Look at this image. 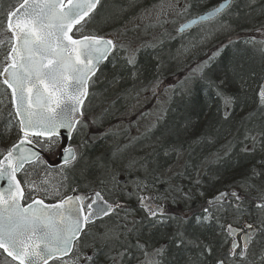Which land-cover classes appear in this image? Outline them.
I'll return each mask as SVG.
<instances>
[{"label":"trees","instance_id":"trees-1","mask_svg":"<svg viewBox=\"0 0 264 264\" xmlns=\"http://www.w3.org/2000/svg\"><path fill=\"white\" fill-rule=\"evenodd\" d=\"M139 1L106 0L101 8H106L103 23L96 22L92 32L114 31L109 30L110 24L122 19ZM213 2L216 0H193L190 6L202 12ZM234 4L220 20L229 28V34L209 47L204 56L196 54L187 60L178 72L171 71L176 62L174 51L178 49L174 42L168 44L164 39L157 45L164 46L138 51L135 66L117 59L113 61L117 69L124 65L119 71L110 69L107 63L98 71L100 84L107 83L109 92L118 90L114 94L118 97L139 87V83L182 77L181 81L192 76L195 66L202 65L200 76L192 79L189 95H178L177 91L161 123L144 135L142 144L146 146L130 152L131 149L102 146L106 137L95 143L86 139L92 144H86L80 161L73 169L65 168V184L79 191L111 188L121 166L139 170V177H146L145 193L161 197L170 206L162 222L153 223L136 203L129 202L130 211L124 206L122 212L98 223L99 228L92 226L89 242L94 257L90 264H103L97 261L111 246L122 256L121 264H139L142 258H131L144 247H160L156 264H218L220 260L224 264H264V224L258 218L259 214L264 217V207H258L264 205V110L256 100L257 88L264 80V0H236ZM192 39L182 58L199 44V35ZM228 92H232L234 104L226 114L227 107L220 110L217 102ZM177 101L183 108H173ZM200 122H205L206 130L198 125ZM13 124L16 128L17 124ZM219 142L222 144L216 146ZM178 154L185 160L182 174L166 180L154 176ZM111 160L110 165H104ZM17 178L22 182L21 176ZM232 187L241 194L238 200L204 212L207 198ZM235 214L241 219L232 220ZM245 220L257 229L256 236L243 260L238 255L232 258L222 226L239 225ZM101 224L107 226L103 229Z\"/></svg>","mask_w":264,"mask_h":264},{"label":"snow or ice","instance_id":"snow-or-ice-1","mask_svg":"<svg viewBox=\"0 0 264 264\" xmlns=\"http://www.w3.org/2000/svg\"><path fill=\"white\" fill-rule=\"evenodd\" d=\"M99 2L23 0L7 16V31L14 42L0 76L11 89L21 135L18 143L0 159V181L7 183L0 191V249L18 264H49L51 260L75 255L73 248L93 217L108 216L115 208L122 207L119 203H108L99 191L87 198L67 196L52 205L34 200L22 206L24 191L17 178L25 164L41 161L40 153L33 151L36 145L55 144L61 130L71 135L83 123L82 109L88 96V82L95 75L99 62L107 58L115 45L110 39L94 35L74 37L72 33ZM225 7L221 4L200 20L211 19ZM258 95L264 102V87ZM230 100L225 97L226 103ZM64 152L65 164L76 159L73 150L65 149ZM137 187H146V184L141 181ZM229 196H236V193L221 192L215 202L227 203ZM86 199L91 203L85 205ZM139 199L146 203L144 197ZM157 211H160L159 206L148 207L152 217H156ZM208 211V208L204 209V212ZM222 227L229 236L235 232L231 224ZM248 228L254 226L249 224ZM252 239L249 232L246 235L248 242L243 246L233 242L230 255H238L243 260ZM208 251L210 253L211 249ZM218 264H224V261L220 260Z\"/></svg>","mask_w":264,"mask_h":264},{"label":"rangeland","instance_id":"rangeland-1","mask_svg":"<svg viewBox=\"0 0 264 264\" xmlns=\"http://www.w3.org/2000/svg\"><path fill=\"white\" fill-rule=\"evenodd\" d=\"M20 1L21 0H0V70L4 67L6 63L5 57L11 49V38L6 31L5 19L2 20V17L4 14L6 17L7 13L19 4ZM191 1L192 0H157V2L149 3V0H141L142 3L139 1L122 19L114 23L116 24L114 28L109 29L114 31L104 34H95L92 32L96 27L95 23L98 21H101V25L103 23V16L106 12V8H103L99 16L94 19L91 17L84 21L79 31H77V34L107 36V38L110 37L116 40L118 42V47L115 51V55L106 62L110 69H116V71H119L124 65H119L117 62L119 65L117 69L113 61L122 59L129 66H135L138 51L144 47L145 50L157 49L162 45L157 46L163 39L166 40L168 44L174 42L178 50L174 51L176 62L171 65V71L178 72L187 60L197 55L204 56L209 50V47L214 46L216 42L225 37L221 34V32H224V26L221 25L222 23L217 24L220 20L214 25H203L202 27H198L190 34L177 35V27L187 19V16H189L191 12L196 11L189 7ZM107 8H109V6ZM101 15L102 18H100ZM114 24L110 25L112 26ZM194 35H199L200 38L198 39L199 45L195 48L197 50L194 49L191 54L188 53L189 55L187 57L182 58L181 56L184 52L189 49L188 46L191 44ZM209 40H211V43L208 42ZM262 42L264 46V39ZM199 46H202V49H198ZM129 60H133V62L129 63ZM201 70L202 65L195 66L193 73H191L192 76L183 78L181 81L179 80L182 79V77L174 78V81H171V78L168 80L161 79L158 82L153 81L147 85L139 83V87L131 90L126 95L124 94L118 97L114 95L115 93L108 91V87H106L107 83L100 84L101 76L100 73L97 72L95 78L90 83L89 96H87V102L83 107V123L82 125H78L71 141L72 146L76 149L78 154L76 162L80 161L82 158L84 146L87 143L92 144L89 141L86 143V139H92L91 141L95 143L101 138L106 137L107 141H103L104 143H102V146L105 145L110 148L116 147L119 150L122 148L131 149L128 150L130 152L141 149L143 147L142 138L146 133L155 130V127L161 123L167 110L170 108L169 104L176 96L175 93L178 91V93H176L178 95H189L188 93L193 84L192 79L194 77H199L202 72ZM261 85L262 82L257 88L256 100L258 106L264 110V102L260 100L258 95ZM113 92H115V90ZM228 93L221 98L222 102L227 107L226 114H228L229 108L234 100L232 97L230 102L226 103L225 97L230 98V94ZM181 104L180 101H177L173 103L172 106L174 109H181L183 108ZM14 122L15 116L12 109L10 92L5 89L3 83L0 81V159L7 153H5V151L10 149L11 143L19 140L20 134L18 132V126L15 128ZM149 137L151 138V136ZM38 146L42 150L52 153L58 146V140L56 139V143L52 145L46 144L43 147L40 145ZM120 152H122V155L125 153L123 150ZM184 162L185 160L178 154L172 163L156 171V173L159 178H163L164 180H166V178H173L183 173ZM111 163L112 160L104 165H110ZM75 164L74 166L71 165L69 168L73 169L76 166ZM67 171V169L49 170V168L44 165L43 161L26 166L25 169L22 170V173L18 175L22 178L21 186L24 190V201L29 203L34 201V199H38L42 200L44 203L54 204L63 200L71 193L86 192L89 187L83 191H79L65 184ZM138 172L140 171L121 166V169L117 170L114 186L104 190L101 188L97 190H100L99 192L110 200L108 198L109 195H111L113 191H118L117 187L119 186H116V177L121 174L127 175L130 183L127 187H122L120 191L125 194L126 188L130 189L131 196L134 197V203L137 204L140 202L139 197L149 196V194H145L144 187H137L139 182L143 180V177H139L140 173ZM88 203H91V200H89ZM127 206L130 211L132 205L127 204ZM140 209L144 210L143 208ZM238 215H233L231 219L240 220L241 217ZM242 215H244V213ZM109 218H103L99 222L95 221L86 225L83 232L84 235L80 238V242L73 248V254L75 255L70 254L69 258L53 261L50 264H63L64 261H68V264L91 263L94 257L93 249L89 242L91 227L96 226V228H99L98 223ZM258 218L261 221L264 220V217L260 214ZM101 225H103V229L107 226V224ZM111 247L107 252L103 251L100 261L96 258V260H98L97 262L109 261L112 259L115 260L117 264H121L120 260H123L122 256ZM139 251L138 255L131 259L142 258L139 264L156 263V254L154 250L144 247L139 249ZM85 257H90V259H85ZM0 264L13 263L0 252Z\"/></svg>","mask_w":264,"mask_h":264},{"label":"water","instance_id":"water-1","mask_svg":"<svg viewBox=\"0 0 264 264\" xmlns=\"http://www.w3.org/2000/svg\"><path fill=\"white\" fill-rule=\"evenodd\" d=\"M233 1H234V0H230V5H229V0H223V1L219 2L215 7H213V9L208 10V11H205V12H202V14H199V15H196V16L191 17L190 20H188V21L182 23L181 26L178 27V30H177L178 33L181 35V33L191 32V31H192L193 29H195L196 26H198V25H203V23L213 22V20L222 17V16L224 15V13H225V12H226V11L232 6ZM22 3H23V1H22ZM221 4H225L226 7H225L224 9H222L220 13H218L216 16L212 17L211 19H205V20H203V21L200 20V17H208V16H209V13L213 12V11H214L217 7H219ZM97 5H98V4H97ZM97 5H96V7H97ZM17 7H19V5H18ZM17 7H16V8H17ZM96 7H95V9H96ZM16 8H15V9H16ZM15 9H14V10H15ZM95 9H93V11L90 12L89 15H88L87 17H85V19L88 18L89 16H91L92 13L95 11ZM14 10H13V11H14ZM85 19H84V20H85ZM193 21H196V23H193ZM81 23H82V21H81ZM5 25H6V27H7V19H6ZM80 25H81V24H80ZM77 26H79V25H77ZM73 30H74V29H73ZM8 32H9V31H8ZM9 34H10V36H12V34H11L10 32H9ZM72 34H73V33H72ZM104 39H105V38H104ZM13 42H14V41L12 40V41H11V46H12V43H13ZM113 43H114V42H113ZM114 45H115V43H114ZM114 48H115V47H114ZM114 48L109 52V54H108V56H107L106 59H104V60H102V61L99 62L95 74L97 73V71H98V69H99V67H100V64L105 63V61L108 59V57L110 56V54H112V52L114 51ZM94 76H95V75L91 76L90 80H91ZM0 80L3 82V76H0ZM90 80H89V81H90ZM3 84H4V83H3ZM88 84H89V82H88ZM4 86H5L6 89H8V91L11 92V89L7 88V86H6L5 84H4ZM262 87H264V84L261 86V88H262ZM260 90H261V89H260ZM85 101H86V99H85ZM11 102H12V105H13V113L15 114L17 124H19V117L16 115L15 104L13 103V100H12V92H11ZM84 104H85V102H84ZM19 134L21 135L20 132H19ZM73 134H74V132H73L71 135H69L66 131L61 130V135L57 138V139H58V144H59V145H58V147H57V150H56L53 154H51V155L47 154L44 150H41L37 145L33 148V151H35V152H39V153H40L41 160H44L46 167H48L49 169L55 170V168L65 167L67 164H65L64 159H63V157H64V155H65L64 150H65V149H71V150H73V151L75 152L74 147L70 144ZM42 139H43V138H42ZM18 141H19V140H18ZM18 141H17L16 143H18ZM16 143H15V144H16ZM15 144H13V145H15ZM13 145H12V146H13ZM24 147L27 148V147H32V146H30V145H25ZM11 148H12V147H11ZM75 155L77 156L76 152H75ZM2 158H3V156L1 157V159H2ZM75 160H76V159H75ZM75 160H74V161H75ZM74 161H72L71 163H73ZM71 163H70V164H71ZM30 165H32V163H30V164H25V167H26V166H30ZM25 167H24V169H25ZM24 169H23V170H24ZM21 173H22V170L19 171V172L17 173V175H19V174H21ZM122 180H123V177H121V178L118 180V182L120 183ZM6 187H7V183L4 182V181H0V191H3V189L6 188ZM221 192H226V193H232V192H235V193H236V196H229V197H228V200H229V199H232V200H233V199H238V198H239V195H240V192H239L236 188H232V189H230V190H222ZM221 192H220V193H221ZM93 193H94V192H93ZM93 193H89V194H87V195H84V194H82V193H78V194H71V195H68V196H84V197L87 198V197H92V196H93ZM220 193H217V194H215V195H212V196H210L209 199H207L206 203H208L209 208L214 207V206H219V205H222V204H226V203H223V202H221V203H216V202H215L216 197L219 196ZM64 199H65V198H64ZM34 200H38V199H34ZM88 200H89V199H86L85 202L88 201ZM210 201H211L212 203H209ZM59 202H60V201H59ZM59 202H56V203H59ZM31 203H32V202H31ZM56 203H54V204H56ZM28 204H30V203H28ZM28 204H23V201H21V205H22V206H27ZM45 204H47V203H45ZM49 205H52V204H49ZM116 209H119V208H115V210H116ZM111 214H112V213H110L108 216H110ZM108 216H102V217H99V218L93 217L92 221H90L87 225H89L90 223H93V222H95V221H96V222H97V221H101V219H103V218H105V217H108ZM249 224H250V223H248V222L245 221V222L243 223V226H242V227H239V226L234 225L233 228L235 229V232H234L231 236H229L228 233H227V236L229 237V243H228L229 250H230V247L232 246L233 242H234L235 244L240 245V246H243L246 242H248V241L246 240V235H247L249 232H251L253 238L256 236V231H257V229H255V228H253V229H249V228H248V225H249ZM0 251H1V253H2L5 257H7L8 259H10L13 263L18 264V262L13 261V260L11 259V257H9V256L7 255V253H5V252L3 251V249H0ZM230 256L233 257L234 255H230ZM67 257H69V256H66V257H63V258H67ZM63 258H62V259H63ZM56 260H59V259H56ZM51 261H52V260H51ZM51 261H49V262H51ZM110 264H115V263L111 262Z\"/></svg>","mask_w":264,"mask_h":264},{"label":"flooded vegetation","instance_id":"flooded-vegetation-1","mask_svg":"<svg viewBox=\"0 0 264 264\" xmlns=\"http://www.w3.org/2000/svg\"><path fill=\"white\" fill-rule=\"evenodd\" d=\"M146 1V0H145ZM193 1V0H192ZM191 1V2H192ZM221 0H217L216 2H213L211 5V7L210 8H208V9H205V10H203L202 12H204V11H206V10H209V9H211V8H213L215 5H217V3H219ZM105 2H106V0H100V2H99V4H98V6H97V9L96 10H98V9H101L102 7H103V5L105 4ZM152 2H157V0H149V3H152ZM142 3V2H141ZM148 3V2H147ZM189 7H191V6H189ZM193 10H196V11H194V12H191L190 13V15L189 16H187V17H191V16H194V15H198V14H201L202 12H197L198 10L197 9H193ZM192 10V11H193ZM225 16V15H224ZM223 18V17H222ZM221 18V19H222ZM220 19V20H221ZM216 22H214V23H212V24H203V25H214ZM202 25V26H203ZM202 26H199V27H202ZM190 34V33H189ZM124 182L122 183V185H117L116 184V186H119V187H117V190L120 192V190L122 189V187H127V186H125V185H123L124 183H125V181H126V179H124L123 180ZM117 191V192H118ZM125 192H126V196H128V198H130V201L133 203L134 202V197L133 196H131V190L130 189H128V188H126V190H125ZM145 192V191H144ZM146 194V193H145ZM144 199H145V201H146V203H141V202H139L138 203V205L139 206H143V208H144V212L148 215V217H149V219L150 220H152L153 221V223H160L161 221H162V219L163 218H165L166 217V215H167V211H168V209H169V207L167 208V210L165 209V208H160L159 207V209H160V211H157V214H156V217H152L151 216V214L148 212V207L149 206H151L153 209H155L157 206H156V204L157 205H163V204H165V202L163 201V199L161 198V197H159V196H157V195H154L153 193L152 194H149V196L148 195H146V196H144ZM123 203H122V207L123 206H127V204H129V202L127 203V202H125V201H122ZM82 264H85V263H82ZM86 264H90V263H86Z\"/></svg>","mask_w":264,"mask_h":264},{"label":"bare ground","instance_id":"bare-ground-1","mask_svg":"<svg viewBox=\"0 0 264 264\" xmlns=\"http://www.w3.org/2000/svg\"><path fill=\"white\" fill-rule=\"evenodd\" d=\"M235 2H236V0L233 1L231 7H233V6L235 5V4H234ZM206 3H207V2H206ZM219 23H222L221 25L224 26V28H223V29H224V30H223L224 32H221V34H222L223 36H225V35L227 36V35L229 34V28H226V26H225L226 24H225L223 21H220V22H218L217 24H219ZM114 25H115V24H114ZM114 25H113V26H114ZM113 26L110 25L111 28H114ZM115 26H116V25H115ZM237 28H238V27H236V29H237ZM245 28H246V27H245ZM236 29H234L235 32H236ZM238 29H243V28H238ZM238 29H237V30H238ZM214 39H215V38H214ZM208 42L211 43V40H209ZM198 45H199V44H198ZM198 49H202V46H199ZM114 90H115V89H112L111 91H114ZM89 92H90V91H89ZM117 92H118V90H115V92H113V93L116 94ZM226 94H227V93H226ZM228 94H230V98L232 99V95H231V93H228ZM233 104H234V103H233V101H232L231 107H230L229 109H231V108L233 107ZM217 105H218V107L220 108V110H221V109L223 110V109H225V107H226V106L224 105V103L222 102V100H219V102H217ZM240 108H241V107H239V108H237V109L239 110ZM198 125H199L200 127H202V130H204V129L206 130L205 122H200ZM222 142H224V140H223ZM219 144H222V143H220V142H219V143H215L216 146H219ZM142 145H143V147L146 146L145 144H142ZM85 148H87V145L84 146V149H85ZM115 174H117V171H116ZM154 176H155V177H158V175H157L156 172H154ZM145 178H146V177H143V180H141V181H143L144 183H145V180H146ZM129 183H130V182L127 180L123 185L128 186ZM109 197L112 198V199H115V200L125 201V202H127V203H128V202H131V201H130V198H128V196H126V192H125V194H124V193H121V191H120V192L118 191L117 194H115V193H111V195H109ZM124 214H125V213L120 214L119 216H120V217H123ZM181 228H182V227L179 226L178 229H181Z\"/></svg>","mask_w":264,"mask_h":264}]
</instances>
